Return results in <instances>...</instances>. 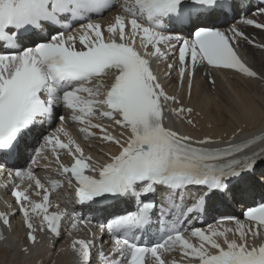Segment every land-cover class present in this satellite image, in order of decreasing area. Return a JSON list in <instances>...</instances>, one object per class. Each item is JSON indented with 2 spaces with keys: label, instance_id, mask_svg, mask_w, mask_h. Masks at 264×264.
<instances>
[{
  "label": "snow or ice",
  "instance_id": "obj_1",
  "mask_svg": "<svg viewBox=\"0 0 264 264\" xmlns=\"http://www.w3.org/2000/svg\"><path fill=\"white\" fill-rule=\"evenodd\" d=\"M117 2L0 0V46L6 49L0 51V174L7 173L14 198L8 206L11 210L0 212V224L11 230L12 219L22 217L27 246L20 252L25 256L36 249L38 233L59 240L61 222L68 213L50 212V195L66 183L74 203L89 208L110 200L114 204L129 198L134 201V210L111 213L98 225L113 242L109 256L100 254L102 264H169L166 254L174 251L190 258V264H264V203L243 213L247 227L235 217L217 222L228 221L235 228L209 225L186 234L178 227L182 219L200 212L210 201L234 195L229 181L253 171L260 153L232 157L264 140L261 135L209 149L202 146L218 141L193 140L166 125L169 114L193 123L188 118L193 108L166 91L165 82L174 70L181 85L187 75L189 98L198 66L257 78L235 50V38L246 39L241 31H220L193 21L194 14L197 20L217 11L226 14L233 7L231 0H124L107 27L92 22L89 14L112 9ZM70 19L87 22L81 23L77 34H70ZM244 23L264 28L253 20ZM166 26L177 31L187 27L191 38L166 34ZM57 27L63 30L40 38ZM169 59L173 62L167 63ZM160 62L166 65L165 82L153 68ZM105 79L110 83L105 84ZM209 83L215 81L209 79ZM59 107L70 115H60L55 131H45L44 125H51ZM97 112L121 129L119 136L112 135L109 126L92 122ZM69 120L79 126L85 140L96 138L116 147V153H105L106 162L97 164L66 130ZM28 148L31 153L25 166H19L22 149L27 152ZM62 155L70 163L65 164ZM41 160L48 161L45 168L55 164L58 178L42 179L36 174ZM190 187L198 188L199 195L191 206H185L183 193ZM158 188L173 198L161 201L156 217L159 238L151 245L141 244L150 234L157 208L144 197ZM90 223L73 214L70 227ZM193 238L198 243L191 242ZM4 239L0 235V241ZM93 246L91 239L71 240L77 264H91ZM149 256L151 261L146 259Z\"/></svg>",
  "mask_w": 264,
  "mask_h": 264
},
{
  "label": "bare ground",
  "instance_id": "obj_2",
  "mask_svg": "<svg viewBox=\"0 0 264 264\" xmlns=\"http://www.w3.org/2000/svg\"><path fill=\"white\" fill-rule=\"evenodd\" d=\"M260 40L264 43V37ZM245 56L249 64L264 79V52L256 57V52L247 49ZM230 85L224 84L221 75L215 77V91L208 93L207 84L197 75L188 105L203 112L204 117L198 119L200 123H209L213 128L210 134L221 136L235 129H243V133L264 127V86L259 81L234 79ZM209 96L200 97L201 93ZM183 100V96H182ZM242 132V131H241ZM240 132V133H241ZM115 153V152H114ZM19 243H22L20 246ZM58 242L55 250L46 248L34 249L25 256L20 248L25 246L22 232L18 226L8 235V240L0 244V264H73L72 254ZM59 250V251H58ZM54 262V263H53Z\"/></svg>",
  "mask_w": 264,
  "mask_h": 264
}]
</instances>
